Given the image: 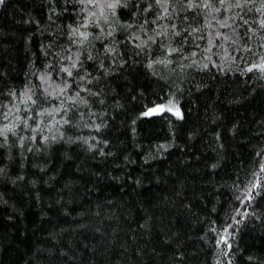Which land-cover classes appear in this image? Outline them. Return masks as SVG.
I'll return each mask as SVG.
<instances>
[{"label":"trees","instance_id":"trees-1","mask_svg":"<svg viewBox=\"0 0 264 264\" xmlns=\"http://www.w3.org/2000/svg\"><path fill=\"white\" fill-rule=\"evenodd\" d=\"M46 8L45 0L0 5L5 82L20 87L29 59L42 66L36 58L48 33L35 20L45 23ZM240 69L243 63L214 74L209 88L197 92L175 74L165 80L130 66L113 76V99L122 106L113 109L109 101L105 128L73 127L45 152L0 158L7 171L0 176V264H64L62 248L77 257L69 264H228L217 259L221 249L232 252L234 264H255L250 255L264 261V224L255 219L264 214V200L250 204L239 191L264 146V78L258 69ZM173 92L182 118L167 109L141 115L166 105ZM94 135L110 141L100 146L112 155L66 142ZM165 143L170 146L157 147ZM146 217L147 231L140 227ZM165 235L171 247L164 246ZM177 247L182 260L173 256ZM137 248L147 254L137 256Z\"/></svg>","mask_w":264,"mask_h":264},{"label":"snow or ice","instance_id":"snow-or-ice-1","mask_svg":"<svg viewBox=\"0 0 264 264\" xmlns=\"http://www.w3.org/2000/svg\"><path fill=\"white\" fill-rule=\"evenodd\" d=\"M4 3L5 0H0V5ZM45 3V23L41 25L35 20L48 33L36 58L42 66L29 59L20 87L5 82L7 72L0 70V100H3L0 158L5 160L14 159V152L21 158L33 150L45 152L64 140L73 127L97 132L105 128L109 101L113 109L122 106L113 99L117 95L112 86L113 76L130 66L142 65L165 80L175 74L197 92L207 90L214 74L230 71L236 63L244 64L241 71L258 69L264 78V0H59V3L45 0ZM30 39L31 36L25 37L26 41ZM179 81L174 85L177 89L181 88ZM174 95L175 92L166 105H154L141 115L167 108L182 118L177 101L172 99ZM236 130L237 125L233 124L230 131ZM192 135L190 132L189 136ZM216 136L219 139V132ZM74 141L86 145L90 152L112 155L100 146L109 145L110 141L99 135L67 137L66 142ZM169 146L165 143L157 147ZM145 158L150 157L146 154ZM255 161V171L246 174L248 182L239 188L246 193L244 201L250 204L264 200V146L257 149ZM0 176L7 177L4 165H0ZM22 178H12V182ZM148 219L140 225L146 231L150 229ZM255 219L264 224V214L256 215ZM240 220L234 221L237 227ZM162 240L165 247H171V237L165 235ZM221 240L226 238L222 236L216 243L219 245ZM227 248L236 250L231 242H227ZM71 251L60 249L59 258L64 264L77 259ZM135 252L137 256L147 254L140 248ZM51 254L56 255L55 248ZM159 255L164 258L162 253ZM173 256L182 260L184 253L177 247ZM221 256L227 258L228 264H234L232 252L221 249L217 259ZM246 259L264 264L256 256Z\"/></svg>","mask_w":264,"mask_h":264},{"label":"rangeland","instance_id":"rangeland-1","mask_svg":"<svg viewBox=\"0 0 264 264\" xmlns=\"http://www.w3.org/2000/svg\"><path fill=\"white\" fill-rule=\"evenodd\" d=\"M167 108H165V110H166ZM147 110V109H146ZM146 110L144 111V112H146ZM159 113H161V112H153L152 114H150V115H153V114H159ZM170 113H172V114H174V112H172V111H170ZM147 115V114H146ZM175 115V114H174Z\"/></svg>","mask_w":264,"mask_h":264}]
</instances>
